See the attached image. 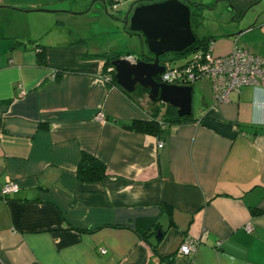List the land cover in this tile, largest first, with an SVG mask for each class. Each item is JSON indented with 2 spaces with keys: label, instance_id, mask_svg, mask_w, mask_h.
<instances>
[{
  "label": "crops",
  "instance_id": "0c3cea01",
  "mask_svg": "<svg viewBox=\"0 0 264 264\" xmlns=\"http://www.w3.org/2000/svg\"><path fill=\"white\" fill-rule=\"evenodd\" d=\"M180 1L214 56H264V0ZM111 2L0 0V191L18 185L0 196V264H163L186 238L194 252L175 264H264V88L214 105L200 79L188 121L159 136L126 129L164 109L154 118L147 95L104 80L103 55L118 53L65 30L78 17L107 27ZM82 155L105 166L102 181L77 180Z\"/></svg>",
  "mask_w": 264,
  "mask_h": 264
},
{
  "label": "water",
  "instance_id": "95a60500",
  "mask_svg": "<svg viewBox=\"0 0 264 264\" xmlns=\"http://www.w3.org/2000/svg\"><path fill=\"white\" fill-rule=\"evenodd\" d=\"M135 4L128 8L123 24L128 33L143 39L147 53L141 52V58L135 62L128 58L111 61L115 83L129 94L138 88L144 89L150 102L174 108L179 118L189 117L192 87L165 85L156 78L170 62L166 55L180 54L196 42L191 5L180 0Z\"/></svg>",
  "mask_w": 264,
  "mask_h": 264
},
{
  "label": "built area",
  "instance_id": "2783aa9c",
  "mask_svg": "<svg viewBox=\"0 0 264 264\" xmlns=\"http://www.w3.org/2000/svg\"><path fill=\"white\" fill-rule=\"evenodd\" d=\"M136 3V0H112L110 14H118V7L128 5V8ZM129 61L135 62L136 58L128 57ZM174 62V61H170ZM169 62V63H170ZM112 68L105 70L104 80L110 81ZM200 79H208L212 88L213 104L228 101L232 92H238L240 88L246 86L264 88V56L248 53L245 49L234 46L231 52L223 57L212 54V43H206L205 47L193 50L186 63L182 65L166 66V69L156 80L170 86H191ZM96 119L100 122L104 120V115L98 113ZM162 144H158L161 148ZM18 191V185L11 180H7L2 186L0 196L7 198ZM248 233L253 231L250 225L245 226ZM195 248V242L186 238L177 249L174 258H189ZM103 254L105 251L100 250Z\"/></svg>",
  "mask_w": 264,
  "mask_h": 264
},
{
  "label": "trees",
  "instance_id": "16d2710c",
  "mask_svg": "<svg viewBox=\"0 0 264 264\" xmlns=\"http://www.w3.org/2000/svg\"><path fill=\"white\" fill-rule=\"evenodd\" d=\"M196 17H197V14L195 13L194 10H192L191 25H192L193 33H194V26L192 22L196 20ZM124 30H127L126 27L124 28ZM129 34L132 35L133 33H129ZM141 40L144 43L142 38ZM205 45L206 43L204 42V40L196 38L195 44H193L190 48H188L187 50H185L184 52L180 54H174V55H182V54L191 53L193 50L197 48L205 47ZM103 57L105 59L104 70H106L107 68L111 67L110 66L111 61L122 57V55L121 54H110V55L105 54L103 55ZM135 58L136 60H139L141 56L137 55ZM110 76H111L110 78L112 80V83L115 86H117L114 80V73H111ZM120 90L129 97H139L138 95L140 96L147 95V91L141 88L136 89L135 92L132 94L126 93L122 89ZM149 105L151 109V114L154 118H157L158 115L160 114V111L164 109L162 115L160 116V119L158 120L152 119L150 121H133L129 125L125 126V128L128 130L134 131V132H140V133H144V134H148L152 136H159L168 125L175 124V123H182V122L189 120V118H179L176 115V112L173 108L164 106L159 102L153 103L149 101ZM105 176H106L105 166L102 163H100L98 160H96L92 156L82 155L80 162L78 164L77 170H76V177L79 182H82V183L100 182L104 179ZM161 260L163 264H175L173 257L161 258Z\"/></svg>",
  "mask_w": 264,
  "mask_h": 264
},
{
  "label": "rangeland",
  "instance_id": "374dc122",
  "mask_svg": "<svg viewBox=\"0 0 264 264\" xmlns=\"http://www.w3.org/2000/svg\"><path fill=\"white\" fill-rule=\"evenodd\" d=\"M118 11L120 14H115L113 17L115 21H112L111 24L106 25L101 21H96L94 24L88 22V20L83 17H78L77 19H72L70 22H65V30L68 32H72L74 36H80V38L87 39L90 46L97 45L102 51H107L110 53H118L121 55L130 53L136 54L138 56L141 55V52L147 53L146 48L141 45V37L137 34H129L126 30H124L125 25L119 21L124 17V13L128 11V5H123L122 7H118ZM109 20H112L108 17ZM194 26V31L196 33L194 21L192 22ZM97 30L95 31V28ZM90 31V35L88 36V32ZM173 54L166 55V59H170ZM173 62H168L166 66H173ZM196 88L192 93V108L195 112L197 110V102L200 98L201 92L207 89L206 85L203 88L201 86L203 84H196ZM199 87V89H198Z\"/></svg>",
  "mask_w": 264,
  "mask_h": 264
}]
</instances>
